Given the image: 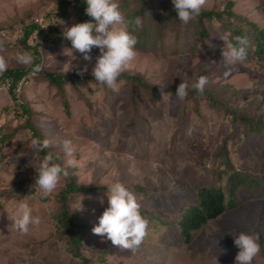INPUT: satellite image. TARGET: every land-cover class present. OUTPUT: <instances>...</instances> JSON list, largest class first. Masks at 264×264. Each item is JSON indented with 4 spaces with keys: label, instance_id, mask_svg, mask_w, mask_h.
Wrapping results in <instances>:
<instances>
[{
    "label": "rangeland",
    "instance_id": "rangeland-1",
    "mask_svg": "<svg viewBox=\"0 0 264 264\" xmlns=\"http://www.w3.org/2000/svg\"><path fill=\"white\" fill-rule=\"evenodd\" d=\"M57 2L0 0V54L7 59V69L30 66L16 60L17 53H31L18 45L25 25L39 27L28 44L38 50L40 62L35 67L38 73H29L19 85L15 100L4 83L0 84V264H82V259L87 264H234L239 249L233 237L240 232L259 233L264 242V134L247 133L231 116L254 117L264 110L260 102L264 63L257 62L253 47L251 52L247 50L243 62L229 64L221 55L227 20L205 22L211 38L194 48L193 23L179 20L175 24L169 17L159 32L153 26L145 49H136L138 56L122 73L142 77L164 92L152 96L137 89L134 106L130 89L122 84L119 91H114L102 84L70 78L75 87L71 83L65 86V109L56 89L41 74L91 77L99 49L93 47L91 61H85L72 48L64 32L76 23L70 12L65 17L56 14ZM117 2L124 16L138 7V0ZM229 2L235 15L264 28L260 0H207L202 10L222 11ZM123 3L128 6L125 11ZM166 4L170 5V0ZM158 6L155 0L146 24L157 21ZM241 29L245 31V26ZM70 61L72 70L67 72ZM201 75L207 78L203 90L213 104L192 98L181 100L171 92L181 80L191 85ZM22 104L30 108L31 122L44 139L56 142L50 149L60 155L63 164L67 157L58 143L71 141L82 166L67 170L78 184L106 187L119 180L127 186L142 187L149 198L144 203L136 195L141 210L170 222L182 205L193 200L197 188L217 186L214 169L219 163L215 153L224 144L234 169L263 180V184L238 192L236 207L204 226L190 244L172 226H151L149 222L148 235L139 248L124 250L112 245L106 236L93 234L90 228L83 236L82 259L76 258L54 236L55 199L65 179L43 201L39 188L35 196L13 192L20 181L28 185L36 178L41 161L40 152L31 149L34 138L24 126ZM3 135L8 138L1 140ZM221 183L226 185V174ZM81 199L72 202L70 209L83 224L97 225L108 207L106 191ZM20 201L29 205L33 216L41 218V223L29 226L26 234L12 227L21 215ZM252 264H264L262 250Z\"/></svg>",
    "mask_w": 264,
    "mask_h": 264
},
{
    "label": "trees",
    "instance_id": "trees-1",
    "mask_svg": "<svg viewBox=\"0 0 264 264\" xmlns=\"http://www.w3.org/2000/svg\"><path fill=\"white\" fill-rule=\"evenodd\" d=\"M155 0H138V7L134 10H130L125 13V17L128 20H132L135 17H140L142 19L143 27L135 28V25H129V30L131 31L135 28L133 34L137 37L138 43L136 44V49H145L147 38L151 33L153 26L156 31H160L163 26L166 25V19L170 17L171 20L176 24L178 23L179 18L177 17L174 6L171 2L170 5L166 4V0H158L159 2V14L157 21L146 24V18L148 14L152 11L151 7L153 6V2ZM261 1V8L264 12V0ZM86 0H58L56 5V14L60 17H65L70 12L75 23H83L90 20L85 14L86 8ZM233 7V3L229 2L226 5V8L222 11L216 10H202L201 13L192 21L189 22L192 26L191 35L196 41V44L192 45L194 48H198L205 41H209L211 36L206 29L205 22L210 21H221L222 19L227 20L228 28L225 29L226 34L230 35V38H234L236 36L246 37L248 41L247 50L251 52L255 56L257 62L264 63V28H260L256 26L254 23L247 21L243 17L235 15L231 9ZM122 10H127V4H122ZM148 19V18H147ZM187 23V25H189ZM233 25L234 28L230 29L229 25ZM241 26H245V31L241 29ZM152 27V28H151ZM39 27L35 24L25 25L23 27V34L21 36L20 42L18 45H22L25 49L29 50L33 56V62L27 69L21 68H13L7 69V71L3 72L0 75V84L5 83L6 81H10V87L8 92L10 96L15 100L16 99V90L19 86V83L24 80V78L29 73H38L35 70V67L38 66L39 62V53L35 47H32L28 44L31 36L36 32ZM229 30V32H228ZM197 43H200L199 45ZM45 82L49 86H52L56 89L58 95L63 101V105L65 109L68 108V101L65 98V86L68 83H71L72 86L75 85L72 83V79L80 80V81H90L95 82L96 84H100L93 76H78L73 73L70 76H66L64 74H52V73H44L41 74ZM120 81H123V86L130 89L131 92V101L133 105L136 104V90L140 89L148 95H154L155 93H162L163 90L152 87L149 85L142 77L135 75H124L122 74L119 77ZM74 82V81H73ZM106 86V85H104ZM73 87V88H74ZM176 88L171 90L172 93L175 94ZM153 98V97H152ZM192 98L197 100H205L208 103H212L211 97L203 92H199L194 88L188 89V94L184 98V100ZM260 102L264 103V93H262V98ZM21 109V113L25 116V128L30 131L32 137L43 140L44 137L41 135L40 131L32 124L31 122V110L25 104L19 106ZM233 121H239L242 125L243 129L247 133L252 134H264V110L258 116L252 117H244L239 116L235 113H231ZM8 138V135H3L1 140H5ZM51 149H46L40 152V160L44 155L47 154ZM52 152V151H51ZM59 157V163H62L59 154L54 153ZM215 159L219 163L217 164V168L214 169L215 177L217 178V186H202L196 189L193 200L181 206L175 215V219L173 222L168 221L163 216H157L151 211L141 210V214L148 218L150 225L158 227H169L179 230L183 241L186 244H190L195 236L202 230L204 226L208 223L215 221L223 214L228 211L233 210L238 203L234 201V198L237 196V193L242 190H254L261 187L263 184V180L250 177L246 173H242L236 171L231 164L228 153L226 151L225 144L221 146L215 153ZM69 176L65 179V186L60 190L56 199L55 205L57 206V210L52 216L53 224L55 228L54 236L61 240L63 244L66 245L69 252L76 258H81V249H82V241L84 233L87 229L93 228L96 225H86L80 221V218L76 215L75 211L70 209V204L75 202L77 199H81L82 197H87L90 195H94L97 192H103L107 190L106 187H84L76 182V178L69 170ZM226 174L227 183L225 186H222L221 178L222 175ZM36 179V178H35ZM35 179L31 181L30 184L25 185L24 182L20 181L15 185L13 192L17 195L24 194L26 196H35L37 194V185L34 183ZM128 188L133 191L135 195H139V201L144 203L147 202L149 196L148 191L142 187H138L137 185H130ZM13 193V194H14ZM2 195L0 194V199ZM41 200H45V197H41ZM260 237L259 243L261 250L264 254V242L261 234L257 233ZM82 264H87L85 259H82Z\"/></svg>",
    "mask_w": 264,
    "mask_h": 264
},
{
    "label": "clouds",
    "instance_id": "clouds-1",
    "mask_svg": "<svg viewBox=\"0 0 264 264\" xmlns=\"http://www.w3.org/2000/svg\"><path fill=\"white\" fill-rule=\"evenodd\" d=\"M171 2L177 17L184 24L194 20L207 4V0H171ZM86 6L85 14L90 17V20L72 25L64 32V37L71 42L75 51L82 54L85 61H91L90 52L93 47H97L99 55L96 57L92 76L98 83L119 91L120 85L124 83L119 80V77L128 70L131 62L138 56L135 48L138 39L133 32L135 28L142 26V19L140 17L126 19L117 0H86ZM129 25H135V28L130 31ZM221 40L223 41L221 55L229 64L243 62L247 58L246 37L230 38V35L226 34ZM2 51L3 41H0V52ZM16 60L20 64L30 65L33 62V56L28 52L17 53ZM7 68V59L0 54V74L7 71ZM70 70H72L71 61L67 72ZM206 83L207 78L203 75L191 85L181 80L175 95L183 100L188 94L189 87L202 93ZM54 143L56 142L47 138L43 140L35 138L31 141V149L39 153L53 147ZM58 146L62 147L67 157L64 164L57 162L59 157L48 151L41 159L36 172L34 183L43 197L57 190L62 179L69 176L68 168L82 166L75 158V150L70 140H62ZM106 195L108 207L98 218V224L92 228L93 234L106 236L112 245L120 249L137 250L147 237L149 228L148 219L141 214V205L137 196L119 180L109 183ZM79 209H81V203ZM19 211L20 218L14 220L12 226L18 232L26 234L29 226H38L41 223V218L32 215V210L27 203L20 201ZM259 239L258 234L246 232H240L233 237L234 245L239 249L234 264H252L261 250Z\"/></svg>",
    "mask_w": 264,
    "mask_h": 264
},
{
    "label": "built area",
    "instance_id": "built-area-1",
    "mask_svg": "<svg viewBox=\"0 0 264 264\" xmlns=\"http://www.w3.org/2000/svg\"><path fill=\"white\" fill-rule=\"evenodd\" d=\"M10 84H11L10 81H6V82L4 83V86H5L7 89H9ZM20 84H21V82L19 83V85H20ZM18 87H19V86H18ZM17 91H18V88H17V90H16V95H17Z\"/></svg>",
    "mask_w": 264,
    "mask_h": 264
}]
</instances>
